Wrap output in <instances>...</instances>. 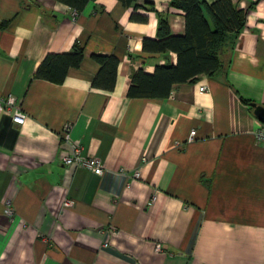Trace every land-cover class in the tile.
Segmentation results:
<instances>
[{"label":"crops","instance_id":"obj_1","mask_svg":"<svg viewBox=\"0 0 264 264\" xmlns=\"http://www.w3.org/2000/svg\"><path fill=\"white\" fill-rule=\"evenodd\" d=\"M232 1L246 23L221 74L128 98L132 72L176 64L142 48L160 17L184 34L172 0H137L146 22L118 0L75 15L56 0H0V98L26 115L17 125L0 110V264H264V124L250 105L264 107V0ZM74 45L83 57L62 82L34 77ZM97 54L118 59L112 91L91 87ZM71 144L103 172L65 166Z\"/></svg>","mask_w":264,"mask_h":264},{"label":"trees","instance_id":"obj_2","mask_svg":"<svg viewBox=\"0 0 264 264\" xmlns=\"http://www.w3.org/2000/svg\"><path fill=\"white\" fill-rule=\"evenodd\" d=\"M56 1L80 13L94 0ZM118 1L124 7L131 8V21H147L146 15L135 12L137 0ZM171 5L183 11L184 34H171L167 21L160 17L158 38H144L142 48L151 52L171 51L176 54V64L157 65L152 74L145 73L142 69L132 72L127 90L128 98H166L173 84L192 83L200 75L221 74L224 66L221 56L224 50L232 47L245 27L247 11L238 10L232 0H216L211 4L204 0H172ZM82 57L79 45H74L71 53L47 54L36 69L34 77L60 83L68 68L78 66ZM92 57L99 64V69L91 81V87L112 91L118 59L113 55L102 54Z\"/></svg>","mask_w":264,"mask_h":264},{"label":"built area","instance_id":"obj_3","mask_svg":"<svg viewBox=\"0 0 264 264\" xmlns=\"http://www.w3.org/2000/svg\"><path fill=\"white\" fill-rule=\"evenodd\" d=\"M73 14H77L74 10H72ZM207 87L202 85L199 87V91H206ZM0 110L10 114L12 122L17 125H23L26 119V115L22 112L20 105L17 104L15 98L13 96H7L6 98H0ZM69 126L65 128L66 138L69 133ZM195 136V131H191L188 142L192 141ZM256 137L259 141L264 143V126L260 127L256 131ZM62 163L65 166L71 167H82L86 170L92 172L93 174L99 175L103 172V166L99 159L95 157H87L83 155L82 147L78 144H71L69 152L65 153L61 158ZM134 176H138V172L134 173ZM63 207H71L73 205V201L68 199L63 202ZM6 214L11 218L13 215V207L7 202L6 205ZM104 234L106 236H110L114 234V230L109 228L104 230ZM104 246H107L108 243H104ZM156 250H160V245H156Z\"/></svg>","mask_w":264,"mask_h":264},{"label":"water","instance_id":"obj_4","mask_svg":"<svg viewBox=\"0 0 264 264\" xmlns=\"http://www.w3.org/2000/svg\"><path fill=\"white\" fill-rule=\"evenodd\" d=\"M250 105L253 108L254 115L259 119L261 123L264 124V107L255 103H250Z\"/></svg>","mask_w":264,"mask_h":264}]
</instances>
